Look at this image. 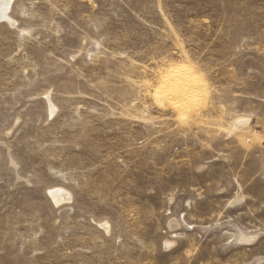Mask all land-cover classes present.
Segmentation results:
<instances>
[{"label":"rangeland","instance_id":"rangeland-1","mask_svg":"<svg viewBox=\"0 0 264 264\" xmlns=\"http://www.w3.org/2000/svg\"><path fill=\"white\" fill-rule=\"evenodd\" d=\"M5 13L0 264H264V0Z\"/></svg>","mask_w":264,"mask_h":264},{"label":"bare ground","instance_id":"bare-ground-1","mask_svg":"<svg viewBox=\"0 0 264 264\" xmlns=\"http://www.w3.org/2000/svg\"><path fill=\"white\" fill-rule=\"evenodd\" d=\"M10 2H11V0H0V18H6V11H7V9H8V6H9V4H10ZM180 68H184V67H180ZM180 68H179V70H180ZM172 70H174L175 71V69H172ZM168 73H170V72H168ZM176 73H178V74H180L181 75V78H183L184 80H187V81H189V78H190V74H189V72L187 71V70H180V71H176L174 74H175V76H177L176 75ZM171 75H173V73L171 72L170 73ZM168 75V74H167ZM166 77V76H165ZM169 77V76H168ZM173 77V76H172ZM192 77V76H191ZM167 78V77H166ZM175 78V77H174ZM164 79V78H163ZM173 79V78H172ZM165 80V79H164ZM167 80H169V78L167 79ZM174 80H176V79H174ZM190 80H191V78H190ZM187 81H185L186 83H187ZM166 82H168V81H166ZM170 82V81H169ZM172 82V81H171ZM175 82H177V81H175ZM174 82V83H175ZM184 82V83H185ZM162 83V82H161ZM165 83V82H164ZM179 83V85H180V87H182L181 85H183L182 83L180 84V82H178ZM178 83H177V85H178ZM168 84V83H167ZM164 85V84H163ZM169 85V84H168ZM167 85V86H168ZM172 85H173V83H172ZM175 85V84H174ZM177 85H175L176 87H177ZM179 85H178V87H179ZM171 86V85H170ZM166 87V86H165ZM177 87V88H178ZM163 88V87H162ZM171 88V87H170ZM174 88V87H173ZM164 89H166V88H164ZM175 90V89H174ZM182 90V89H181ZM180 90V91H181ZM178 91V90H177ZM179 92V91H178ZM172 93V92H171ZM175 94V93H174ZM192 93H190L189 94V96L191 95ZM51 195H52V197H62V195H63V193L61 192V191H53V192H51Z\"/></svg>","mask_w":264,"mask_h":264}]
</instances>
